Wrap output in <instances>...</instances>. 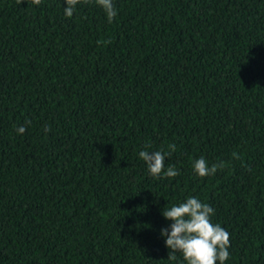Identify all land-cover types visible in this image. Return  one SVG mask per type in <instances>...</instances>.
I'll use <instances>...</instances> for the list:
<instances>
[{"label": "trees", "instance_id": "16d2710c", "mask_svg": "<svg viewBox=\"0 0 264 264\" xmlns=\"http://www.w3.org/2000/svg\"><path fill=\"white\" fill-rule=\"evenodd\" d=\"M113 3L109 23L95 0L71 18L65 0H0V240H165L162 210L188 196L230 240H264V0ZM148 143L178 176L148 173ZM201 157L225 167L201 178ZM228 250L264 264V241ZM168 252L0 241V264H186Z\"/></svg>", "mask_w": 264, "mask_h": 264}, {"label": "clouds", "instance_id": "9594fccd", "mask_svg": "<svg viewBox=\"0 0 264 264\" xmlns=\"http://www.w3.org/2000/svg\"><path fill=\"white\" fill-rule=\"evenodd\" d=\"M80 2L81 0H65L67 6L64 7V15L71 18ZM32 3L38 6L41 0H32ZM95 3L103 9L108 22L112 23L118 14L113 0H95ZM27 123L30 121H26ZM16 131L23 134L26 127L19 126ZM45 131L50 129L45 128ZM150 147L151 144L148 143L144 150L139 152V159L145 162L148 173L155 178L178 176L179 171L174 165L168 164L165 167L166 154L161 150L149 151ZM168 149L170 155L175 152L176 145L169 144ZM232 157L240 158L237 152H233ZM224 167L223 161L209 165L203 157L193 162V171L201 178L215 175ZM214 214V209L209 204L201 202L194 196H188L179 204L164 208L161 215L171 223L168 227L162 228L160 234L169 249L168 259L175 260L176 253L179 252L182 253L186 264H225L230 257L228 250L231 246L230 233L219 223L212 222Z\"/></svg>", "mask_w": 264, "mask_h": 264}]
</instances>
